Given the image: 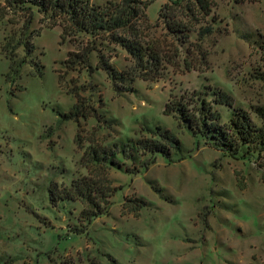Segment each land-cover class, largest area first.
Here are the masks:
<instances>
[{"label":"rangeland","instance_id":"1","mask_svg":"<svg viewBox=\"0 0 264 264\" xmlns=\"http://www.w3.org/2000/svg\"><path fill=\"white\" fill-rule=\"evenodd\" d=\"M90 3L118 26L62 38L60 19L0 0V46L14 37L19 66L9 71L0 51V264H264V155L214 149L163 113L172 97L205 98L222 122L243 109L260 124L264 0ZM27 36L34 50L26 55ZM127 39L168 60L158 79L131 70ZM87 42L90 68L66 67L67 53ZM99 53L120 75L96 67ZM74 92L91 112L78 121L62 116ZM219 93L232 107L214 101ZM155 127L170 131L179 151L127 158L124 144ZM93 148L111 150L116 163L92 159ZM83 177L113 189L89 220L79 201L50 198Z\"/></svg>","mask_w":264,"mask_h":264},{"label":"trees","instance_id":"2","mask_svg":"<svg viewBox=\"0 0 264 264\" xmlns=\"http://www.w3.org/2000/svg\"><path fill=\"white\" fill-rule=\"evenodd\" d=\"M3 3L10 7L28 4L27 7L35 6L38 11L60 19L62 38L71 31L82 32L94 37L110 33L115 26H118L116 17L109 16V13L95 7L90 3V0H3ZM15 45L14 37L6 35L0 46V51L11 62L9 71L18 73L19 66L13 65L16 57ZM122 45L133 59V69L131 70L136 71V76L149 81L160 77L162 61L168 60L163 59L158 51L152 47L146 48L134 39H127ZM23 48L26 55L34 50V44L28 36L23 40ZM93 49L92 46H88L87 42L81 50L69 51L64 61L66 67L71 68L82 63L90 68L87 63L89 52ZM96 67L105 71L112 78L120 75V72H117L101 53L98 54ZM73 96L75 102L72 108L62 116L78 121L79 117L91 115V112L88 111L89 104L85 103V99L77 92H74ZM216 98L214 100L216 103L228 107L233 105L227 94L219 93ZM189 100L185 101L184 97L177 99L172 97L165 103L163 113L174 117L178 121V125H183L194 135L204 136L205 143L214 149L229 155H236L239 152L243 155L251 153H256L257 156L264 155V106L255 108L260 124L253 122L250 114L243 109H236L227 121L222 122L219 111L213 108V101L201 98L200 102L191 103ZM90 110L95 112L94 108H90ZM124 146L127 147V151L123 150L127 158L133 157L137 152L152 156L159 154L169 158L173 152L179 151L180 141L167 129L155 127L150 138L131 139ZM111 153V150L108 152L93 148L89 154L93 157L92 159H106L114 165L116 162L112 159ZM112 191L113 189H110V186L104 182L83 177L72 180L67 188L56 191V193L50 191V198L53 201L59 199L79 201L83 207L80 216L89 220L105 211L104 206L107 205V199Z\"/></svg>","mask_w":264,"mask_h":264}]
</instances>
